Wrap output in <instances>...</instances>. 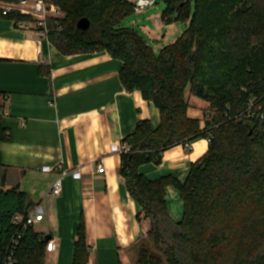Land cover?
<instances>
[{
    "label": "trees",
    "instance_id": "16d2710c",
    "mask_svg": "<svg viewBox=\"0 0 264 264\" xmlns=\"http://www.w3.org/2000/svg\"><path fill=\"white\" fill-rule=\"evenodd\" d=\"M163 1L162 19L177 12L187 26L159 57L142 36L120 26L135 12L130 0H53L65 16L48 20V40L65 55L106 51L121 60L126 90L139 91L159 110L157 127L141 119L121 141L130 151L120 154V173L156 247L142 246L135 264H164L163 257L166 264H264V121L246 114L252 99L264 112V0ZM83 17L91 22L87 31L76 27ZM2 18L29 20L16 13ZM192 97L208 106L202 120L189 114ZM2 116L0 143L7 139ZM198 135L209 139V152L191 164L184 182L138 171L144 163L161 164L166 149ZM171 184L183 198L181 221L167 207ZM26 207L24 192L0 188L1 238L14 232L11 218ZM44 237L28 228L16 264H48ZM76 254L84 255L80 241Z\"/></svg>",
    "mask_w": 264,
    "mask_h": 264
},
{
    "label": "crops",
    "instance_id": "0c3cea01",
    "mask_svg": "<svg viewBox=\"0 0 264 264\" xmlns=\"http://www.w3.org/2000/svg\"><path fill=\"white\" fill-rule=\"evenodd\" d=\"M121 66L106 51L65 55L34 28L0 19V93L9 96L0 188L24 192L26 208L40 205L44 220L35 231L57 243L48 264H135L137 242L150 229L126 189L118 149L139 120L160 113L126 90ZM182 146L164 151L159 167L180 169L172 175L184 182L187 162L198 156L196 146ZM59 178L62 192L54 196ZM79 241L85 256L77 259Z\"/></svg>",
    "mask_w": 264,
    "mask_h": 264
},
{
    "label": "rangeland",
    "instance_id": "374dc122",
    "mask_svg": "<svg viewBox=\"0 0 264 264\" xmlns=\"http://www.w3.org/2000/svg\"><path fill=\"white\" fill-rule=\"evenodd\" d=\"M135 1L136 0H133L134 4ZM166 9L167 5L163 0H156V3L153 6L146 7L142 10H135L134 13L125 17L120 23V26L131 28L142 36L146 40L147 44L152 48L155 56L159 57L162 48L172 44L185 31L187 26L186 22L179 18L177 12L172 13L167 20H163L161 14ZM64 16L65 12L63 11V17ZM1 18L2 17H0V19ZM189 104V114L202 120L204 115L203 112H205L208 108L207 104L195 97L190 98ZM154 107L156 106L154 105ZM149 120L151 121L153 127H157L160 123V114L157 117L155 115L154 120L151 118ZM190 144L193 147L196 146L195 156H198L193 162L203 158L209 152V139L203 135H198L193 138L190 141ZM178 146L182 145L178 144L172 146L166 149L165 152L171 151ZM193 162H187V168H190ZM172 166L173 165L168 164L166 167H159V165L154 162H148L139 165L138 171L149 179H155L162 175L173 174L174 172L180 171V169H175V167L173 168ZM166 199L167 207L173 220L181 221L184 214V202L179 188L173 184L168 185L166 188ZM34 229L39 230V225H35ZM148 233L149 230L144 233V235H142L137 242V257L142 246H146L151 251L156 252L154 239L150 237ZM163 262L166 264L165 257H163Z\"/></svg>",
    "mask_w": 264,
    "mask_h": 264
},
{
    "label": "built area",
    "instance_id": "2783aa9c",
    "mask_svg": "<svg viewBox=\"0 0 264 264\" xmlns=\"http://www.w3.org/2000/svg\"><path fill=\"white\" fill-rule=\"evenodd\" d=\"M156 0H136L135 10H142L146 7L153 6ZM10 13H16L29 18L27 21H19L16 26L21 29L34 28L39 37L48 39L49 28L48 20L50 18H62L63 10L53 0H17L14 2H5L0 0V17L9 15ZM9 96L4 93H0V113L4 114V105L8 101ZM252 99L249 103V107L246 110V114L261 121H264V112L261 111L262 106ZM257 105V110L253 107ZM183 147L185 151H190L192 146L189 142H184ZM119 153L130 151V146L125 143H121ZM105 168L103 164L97 166V171L102 173ZM62 192V179H57L50 193L54 196L60 195ZM44 220V214L39 204L32 205L25 208L22 212L15 213L11 218V225L15 228L12 234L0 237V264H16V249L19 245L24 232ZM57 243L54 239H50L46 244V252L51 253L56 250Z\"/></svg>",
    "mask_w": 264,
    "mask_h": 264
},
{
    "label": "water",
    "instance_id": "95a60500",
    "mask_svg": "<svg viewBox=\"0 0 264 264\" xmlns=\"http://www.w3.org/2000/svg\"><path fill=\"white\" fill-rule=\"evenodd\" d=\"M91 26V22L88 18L86 17H83L81 19H79L76 23V27L78 30H81V31H87ZM44 239L46 241L50 240L51 239V235H45Z\"/></svg>",
    "mask_w": 264,
    "mask_h": 264
}]
</instances>
